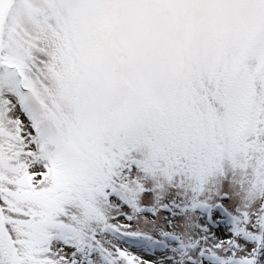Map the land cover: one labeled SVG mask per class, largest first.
Returning a JSON list of instances; mask_svg holds the SVG:
<instances>
[{
	"label": "snow or ice",
	"instance_id": "1",
	"mask_svg": "<svg viewBox=\"0 0 264 264\" xmlns=\"http://www.w3.org/2000/svg\"><path fill=\"white\" fill-rule=\"evenodd\" d=\"M0 264H264V0H0Z\"/></svg>",
	"mask_w": 264,
	"mask_h": 264
},
{
	"label": "rangeland",
	"instance_id": "2",
	"mask_svg": "<svg viewBox=\"0 0 264 264\" xmlns=\"http://www.w3.org/2000/svg\"><path fill=\"white\" fill-rule=\"evenodd\" d=\"M133 251H136V249H132ZM150 257V256H149ZM151 258V257H150Z\"/></svg>",
	"mask_w": 264,
	"mask_h": 264
},
{
	"label": "bare ground",
	"instance_id": "3",
	"mask_svg": "<svg viewBox=\"0 0 264 264\" xmlns=\"http://www.w3.org/2000/svg\"><path fill=\"white\" fill-rule=\"evenodd\" d=\"M146 258H150V257H146Z\"/></svg>",
	"mask_w": 264,
	"mask_h": 264
}]
</instances>
